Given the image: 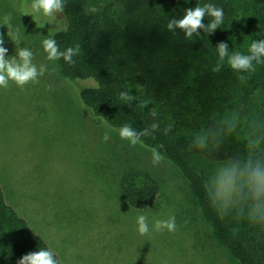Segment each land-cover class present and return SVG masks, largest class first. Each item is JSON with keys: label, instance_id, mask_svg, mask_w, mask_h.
<instances>
[{"label": "trees", "instance_id": "16d2710c", "mask_svg": "<svg viewBox=\"0 0 264 264\" xmlns=\"http://www.w3.org/2000/svg\"><path fill=\"white\" fill-rule=\"evenodd\" d=\"M205 3L224 13L223 23L210 34L199 28L198 35L186 39L175 25L174 31L167 29L170 19ZM61 13L68 29L52 38L60 51L76 45L80 51L73 63L61 58L55 65L76 89L85 112L113 130L130 125L143 133L139 143L155 148L177 168L228 254L238 264H264V217L252 212L254 201L237 194L234 209L225 216L190 159L197 154L240 167L249 160L264 162V63L253 60V71L238 73L227 65V57L219 61L216 51L224 42L229 52L247 54L252 40L264 39V0H112L96 14L65 0ZM210 20L206 14L202 24ZM17 24L26 30L19 19ZM218 62L219 71H212ZM86 80L94 84L81 83ZM122 92L129 99H120ZM120 192L131 207L141 209L157 199L159 185L145 176L122 181ZM39 248L49 249L5 202L0 187V264H16Z\"/></svg>", "mask_w": 264, "mask_h": 264}, {"label": "rangeland", "instance_id": "374dc122", "mask_svg": "<svg viewBox=\"0 0 264 264\" xmlns=\"http://www.w3.org/2000/svg\"><path fill=\"white\" fill-rule=\"evenodd\" d=\"M73 1L85 12L93 6L101 10L112 0ZM30 4L0 0V36L7 55L28 48L38 69L47 66L37 83L21 88L9 82L0 88V187L5 202L62 264H238L214 236L195 193L172 163L162 159L154 165L150 149L130 145L117 130L110 128L109 138H102L109 127L85 112L76 89L43 50L42 41L64 23L63 14L44 23L43 17L23 12ZM9 13L10 36L2 25ZM17 19L26 30H19ZM190 159L211 191L218 170L232 163L197 154ZM145 176L158 183L159 195L149 206L133 208L121 196V182ZM236 203L237 195L226 207L218 202L225 216ZM141 214L150 229L156 219L173 215L176 231L150 230L142 236L136 230Z\"/></svg>", "mask_w": 264, "mask_h": 264}, {"label": "clouds", "instance_id": "9594fccd", "mask_svg": "<svg viewBox=\"0 0 264 264\" xmlns=\"http://www.w3.org/2000/svg\"><path fill=\"white\" fill-rule=\"evenodd\" d=\"M65 0H31L29 7L23 8L25 14L44 18V23H51L55 14L64 10ZM96 6L85 9L86 14H96L99 12ZM211 17L207 25L202 24L205 15ZM223 9L211 3H205L203 6H195L184 10V15L180 19H170L166 25L168 30L174 31L176 28L183 30L186 39H191L197 29L206 28L210 34L223 23ZM12 14L4 17L2 25L7 26L10 36L12 30ZM67 23H59L51 32L48 38L42 41L46 58L51 61L63 59L65 62L73 63V57L80 51L79 45L69 47L64 51L58 49L56 40L53 37L57 31H67ZM198 35V33H197ZM4 38L0 36V88L7 87L9 82L23 88L29 82L37 83L38 77L43 75L47 66L41 65L39 69L32 62L33 52L28 49H20L16 56L7 55L8 49L4 47ZM219 61H224L227 57V65L235 72L253 71L252 61L264 63V39L252 40L247 49V54L233 50L229 52L227 43L221 42L216 46ZM220 63L212 71H219ZM120 99H129L127 93H120ZM155 116V112L152 113ZM158 127L157 124L152 125ZM111 129L108 128L103 133V139L109 138ZM130 125H124L118 129V135L122 140H126L130 145H136L140 142V135ZM162 155L155 148L152 150V163H160ZM213 191L210 193V199L213 203L219 202L221 206L226 207L232 198L237 194H247L254 201L252 212L257 216L264 217V162L260 160L247 161L243 167L238 164L229 163L221 167L212 180ZM136 230L140 235H146L150 230L175 232V217L168 215L166 219H156L150 225L147 217L143 214L136 217ZM16 264H60L55 258L53 251L47 248H39L36 251L22 255Z\"/></svg>", "mask_w": 264, "mask_h": 264}]
</instances>
